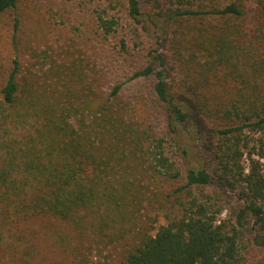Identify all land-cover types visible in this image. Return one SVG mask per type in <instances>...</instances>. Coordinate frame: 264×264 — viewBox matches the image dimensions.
I'll list each match as a JSON object with an SVG mask.
<instances>
[{"label": "trees", "instance_id": "1", "mask_svg": "<svg viewBox=\"0 0 264 264\" xmlns=\"http://www.w3.org/2000/svg\"><path fill=\"white\" fill-rule=\"evenodd\" d=\"M23 1L38 0H0V15ZM146 3L147 13L138 0H127L128 16L143 30L157 31V47L144 68L114 85L93 110L85 103L65 105L54 92L19 79V62L13 60L0 88V119L29 128L20 138L0 142V262L16 255L23 224L60 220L80 229L88 216L105 237L131 235L125 264H234L248 216L256 231L252 242L264 244V0ZM13 21L16 30L18 16ZM97 22L105 36L118 25L102 15ZM151 76L155 99L166 107L168 130L177 133L182 126L201 145L208 143L204 148L214 163L211 173L186 167L184 184L169 196L210 186L238 191L244 204L233 208L229 223L216 224L221 208L211 197L201 202L194 196L186 203L176 198L181 215L166 224L133 228L137 213L146 210L149 188L135 173L152 171L160 181L181 175L158 150L162 140L133 131L113 107L125 83ZM256 133L263 137L255 139ZM126 223L132 232L124 231ZM116 224L123 229L118 234ZM29 255L21 263L37 264Z\"/></svg>", "mask_w": 264, "mask_h": 264}, {"label": "rangeland", "instance_id": "2", "mask_svg": "<svg viewBox=\"0 0 264 264\" xmlns=\"http://www.w3.org/2000/svg\"><path fill=\"white\" fill-rule=\"evenodd\" d=\"M138 1L141 12L151 10L146 0ZM99 15L118 20L114 32L108 36L98 26ZM17 16L20 24L15 30L13 20ZM156 32L153 29L145 31L130 19L127 0L20 2L15 11L0 15V88L16 58L19 62V79L33 81L37 88L47 94L54 92L65 105L85 103L87 110L97 108L102 97H108L114 85L125 82L134 71L146 66L149 52L157 47L154 43ZM167 46L163 48H169ZM153 85V76L130 80L123 85L113 107L123 113L124 121L133 131L140 133L145 130L161 139V148L158 150L181 175L176 180L165 177L160 181L152 171L135 173L143 178L149 188L147 199L143 202L146 210L137 213L136 226L133 228L151 230L150 226L156 229L166 224L181 215L176 198L186 203L194 196L201 202L206 200V196L211 197L210 202H216L215 206L221 208L216 215V224L223 220L229 223L233 219V208L244 204L238 191L222 193L216 186H210L201 189L202 192L192 188L191 195L182 192L169 196L184 184L182 177L186 167L203 168L211 173L214 163L204 148L208 143L201 145V140L192 132L184 131L186 128L182 126L177 133L168 130L166 107L156 101ZM84 114L88 115V112ZM208 124L212 127L215 125ZM26 128L29 125L23 129L0 119V142L11 136L20 138ZM252 136L255 139L257 136L263 137L258 133ZM242 163L247 168L245 155ZM201 193L205 197H200ZM93 221L88 216L84 220L85 226L80 229L60 220H35L23 224L19 228L22 234L19 250L15 256L4 258L0 263L22 264L19 259L30 253V260L37 264H125L126 246L131 235L124 234L123 238L116 234L105 237L98 233V222L93 224ZM244 225V247L234 264H264V244L252 242L256 234L253 219L248 216ZM128 229L132 232L131 226L126 223L124 231ZM120 230L123 231L118 225L114 228L117 234Z\"/></svg>", "mask_w": 264, "mask_h": 264}]
</instances>
